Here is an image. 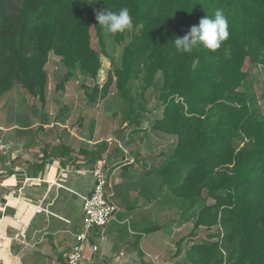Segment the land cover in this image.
<instances>
[{
	"label": "trees",
	"instance_id": "trees-1",
	"mask_svg": "<svg viewBox=\"0 0 264 264\" xmlns=\"http://www.w3.org/2000/svg\"><path fill=\"white\" fill-rule=\"evenodd\" d=\"M105 7H127L133 17L131 30L110 33L123 47L120 65L108 82L114 78L128 107L124 121L135 125L134 130L140 128V114L128 84L143 60L144 89L161 74L162 112L151 127L174 136L175 144L147 174L156 171L166 183L173 179V191L188 209L206 189L214 202L202 207L196 225L224 230L230 264H264V119L255 117L239 90L247 78L246 61L264 65V0H0V99L20 84L44 104L45 64L51 51L66 68L79 67L95 79L101 62L91 47L90 30L94 28L105 55L103 30L95 18ZM216 9L229 21L228 39L215 52L201 46L178 53L174 40L206 15L214 17ZM71 75L67 72L63 82ZM211 110L216 119L207 126ZM100 146L98 157L107 142ZM220 244L221 240L194 245L187 258L193 264H222L223 258L214 260L211 252Z\"/></svg>",
	"mask_w": 264,
	"mask_h": 264
},
{
	"label": "crops",
	"instance_id": "crops-1",
	"mask_svg": "<svg viewBox=\"0 0 264 264\" xmlns=\"http://www.w3.org/2000/svg\"><path fill=\"white\" fill-rule=\"evenodd\" d=\"M34 103V118L27 115L24 124L0 118V145L6 146L5 152L0 147V264H66L82 228L83 200L94 184L95 145L112 138L96 137L93 127L83 133L82 118L75 114L80 105L57 107L48 98ZM103 154L102 170L108 187L114 188L106 194L118 211L103 228L93 230L85 264H193L188 248L180 245L178 209L172 214L162 200L156 206V199L115 198L127 175L124 167L133 165L131 173L146 174L155 165L149 166L138 152L131 159L116 146ZM128 177L132 181L135 174ZM134 185L144 193L141 185ZM89 245L97 251L91 252Z\"/></svg>",
	"mask_w": 264,
	"mask_h": 264
},
{
	"label": "rangeland",
	"instance_id": "rangeland-1",
	"mask_svg": "<svg viewBox=\"0 0 264 264\" xmlns=\"http://www.w3.org/2000/svg\"><path fill=\"white\" fill-rule=\"evenodd\" d=\"M90 33L91 47L100 54L101 66L97 77L93 79L89 75L82 74L79 67L73 69L66 68L61 58L51 51L45 64L47 72L46 101L48 98V102L56 104L57 107L65 103L70 106L74 104L80 105L81 110L75 114L77 118H82L83 133L85 135L93 127L95 128L94 134L97 133L96 137H112L108 138L107 149L108 147L112 148L114 146L115 148L116 146V148L131 159L136 158L134 154L138 152L140 156L147 158L149 166L159 164L165 156L172 153L175 144L174 136L153 131L151 127L154 117L162 112L160 97L163 94L161 90V74L158 73L156 75L152 86L144 89L146 61L143 60L138 64V73L128 84L133 98V106L135 107V111L140 114L138 118L140 128L134 130L135 125L124 121L123 111L127 110L128 107L115 87L114 78L111 84L108 82L109 76H113L114 68L120 65L123 46L115 43L110 33L103 31L105 42L104 55L100 52V46L93 27H91ZM261 65L252 63L249 60L246 61L243 70L247 72V78L244 85L239 88L244 94L250 111H253L258 120L264 119V65ZM67 72H71L72 75L68 81L63 82V77ZM107 83L109 86L106 93H104L103 88ZM58 86L64 87L63 89H58ZM94 88H98L96 94L94 93ZM91 96H95L93 102L89 100ZM34 102L40 103L38 96H31L20 84H15L0 99V118L24 124V120L28 119L26 116L30 115V104H35ZM57 107L54 108V114L57 113ZM31 118H34L32 114L30 115ZM215 119L214 111H209L205 119L206 125L210 126ZM109 143H111V146H109ZM238 144L242 146L241 142ZM95 146V153H98L102 149L100 143ZM107 149L103 152L104 156H106ZM103 164L104 159L101 154L99 157L97 156L94 166L102 169ZM123 170L127 172V175H125L124 185L122 184L120 189L117 188V191L120 193V196L117 194L115 197L117 202H121L120 200L125 202H140L150 198L156 199V206H159L162 202L167 203V205L171 206L172 210L170 209V212L172 214L175 213V209H178V217L175 221L181 228L180 232L183 236L180 245L182 242V246L188 248V252L194 245L221 240V244L211 251L213 258L217 260L219 257H222V264H230L226 260L227 248L223 245L224 230L219 225L212 227L196 225L202 207L214 202L208 196L206 189L202 191L200 201L193 208L188 209L187 202L173 191V187L175 188V181L173 179H171L170 183H166L163 177L159 176L156 171L150 174H147V172L146 174L143 172L131 173V171H135L133 165H128ZM129 174L131 176L135 174L132 181L128 180L130 178L128 177ZM134 184L141 185L144 193L139 194ZM106 189L107 192L114 190L111 185L108 187V181ZM165 210L167 209L165 208ZM215 233L218 236H210ZM85 263L86 260L84 261Z\"/></svg>",
	"mask_w": 264,
	"mask_h": 264
},
{
	"label": "clouds",
	"instance_id": "clouds-1",
	"mask_svg": "<svg viewBox=\"0 0 264 264\" xmlns=\"http://www.w3.org/2000/svg\"><path fill=\"white\" fill-rule=\"evenodd\" d=\"M95 18L101 29L111 34H122L133 27V17L127 7L119 11H112L105 7L96 13ZM229 35L228 19L221 9H216L214 17L206 15L200 19L198 25L191 26L182 38L177 37L174 40V46L178 53H191L201 46L215 52Z\"/></svg>",
	"mask_w": 264,
	"mask_h": 264
},
{
	"label": "built area",
	"instance_id": "built-area-1",
	"mask_svg": "<svg viewBox=\"0 0 264 264\" xmlns=\"http://www.w3.org/2000/svg\"><path fill=\"white\" fill-rule=\"evenodd\" d=\"M0 147L5 152L6 146L0 145ZM92 174L93 187L82 203V228L75 234V243L66 254V264H84L85 246L90 243L93 230L103 228L118 211L117 205L106 194V173L99 167H95ZM27 225L24 224V228ZM89 248L93 253L97 251L96 245H89Z\"/></svg>",
	"mask_w": 264,
	"mask_h": 264
}]
</instances>
